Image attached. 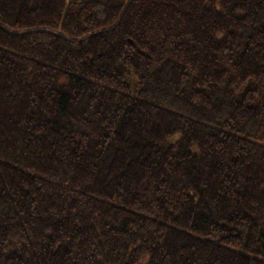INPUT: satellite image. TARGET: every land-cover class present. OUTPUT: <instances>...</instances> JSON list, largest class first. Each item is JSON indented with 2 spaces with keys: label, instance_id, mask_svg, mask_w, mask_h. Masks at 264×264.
<instances>
[{
  "label": "trees",
  "instance_id": "trees-1",
  "mask_svg": "<svg viewBox=\"0 0 264 264\" xmlns=\"http://www.w3.org/2000/svg\"><path fill=\"white\" fill-rule=\"evenodd\" d=\"M0 264H264V0H0Z\"/></svg>",
  "mask_w": 264,
  "mask_h": 264
}]
</instances>
